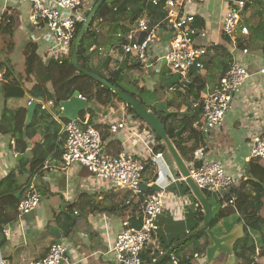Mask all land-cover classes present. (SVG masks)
Here are the masks:
<instances>
[{"label":"crops","instance_id":"1","mask_svg":"<svg viewBox=\"0 0 264 264\" xmlns=\"http://www.w3.org/2000/svg\"><path fill=\"white\" fill-rule=\"evenodd\" d=\"M239 1L245 2L242 26L249 29L251 26L264 25V0H202L189 4L182 11V15H193L195 18L194 26L207 33L206 39H197L199 46H205L208 49L215 46L224 47L228 54L232 56V63L235 60L241 62L251 75L244 89L236 96L232 109L228 113L226 122L221 129L217 130L205 126V118L197 103L208 93L217 89L223 70L222 61L226 59L223 57V53L217 58L216 54L210 55L208 62L212 63L213 61V64H210L209 69L206 68L198 84L183 83L177 75L168 74V68L165 62L161 60V55L169 48L171 39L169 30L163 27L157 48L151 51L147 63H141L142 67L140 70L130 68L137 64L139 60L134 61L136 58L125 55L122 52H118L121 55L117 59L119 64L115 69L120 67L124 71L127 68L131 69V76H135L134 79L139 82L137 87L150 92L157 88L160 79L166 73L170 79L163 94L164 101H168L172 105L168 112L194 116L195 127L202 132H205V128L208 130L205 132V143L200 146V148L206 149L205 160L207 162L218 161L222 163L227 172L236 178H240L241 182L245 176L246 166L251 161L252 137L257 133L264 135V75L261 74V71L264 70V55L257 52L244 54L243 50L237 47L238 45L235 47L231 40L230 43L225 40L223 19L229 11L236 7L235 4ZM30 10L31 4L29 0H0V36L8 34V37L10 36L9 40L12 41L10 48L12 50L5 52L0 50L3 57V60H0L1 66L2 63L9 61L11 67H15L16 57L14 52L17 46L20 45L16 36L18 31L24 36L23 55L27 44L32 42L38 45V52L45 62L51 59L50 55H48V50L54 48L55 42L45 28L39 29L31 23ZM4 15L7 16L6 25L2 23ZM166 19L167 10L165 6L156 7L151 0L142 20L152 26H157L165 23ZM9 24L11 25L10 30L4 31L6 29L5 26ZM239 37L244 38L245 36L238 32L237 38ZM213 53L215 52L213 51ZM8 57L10 60H8ZM1 66L0 124L5 106V100L2 96V81L5 70ZM114 67L115 64L112 68ZM15 68V76L17 78L22 77L25 70L17 71ZM140 78L144 79L143 83L139 80ZM203 85L205 90L199 93V88L203 87ZM27 95L24 99H12L8 103L9 108L24 109L29 107L28 103L31 96ZM44 95V98L48 99L46 89H44ZM118 103L116 99L108 108L92 104L93 111L96 110L95 115L93 117V114H89L85 119H90L89 123L94 127L97 125L108 127L107 124L110 122L130 123V120L135 123L139 122V120L134 119L128 113L127 105L124 101L121 100L120 104ZM89 106L87 102V109ZM55 110L59 113L58 105ZM142 125L141 127L138 125L141 128L140 132L145 131L143 132L144 134L149 133L151 135V131L145 125L144 127ZM105 127L99 131L101 134L109 135L108 128L105 129ZM181 132L179 133L181 134ZM61 133L62 128L60 129V135ZM131 134L130 129L124 130L117 135L110 134L111 137L104 145L106 155L116 156L123 151H129L136 153L142 161L151 160V150H146L145 146L141 144L137 148H133L130 145L128 139ZM188 135L185 137H188ZM155 141L157 139L153 142L151 141V149L155 146ZM171 142L175 146L172 140ZM14 144L10 136L3 135L0 132V181L4 180L16 169L21 158L33 156L35 141L28 142V149L23 153L16 152ZM177 152L179 153L178 150ZM162 153L164 154V159H152V168L148 172V177L146 176V179L149 178L151 181L149 182L150 185L154 182L160 186H168L172 178L181 176L169 150L167 149ZM56 155L57 150H54L44 167L38 172L34 174L30 172L18 174L21 190L14 197L12 195L0 197V226L4 227L3 243L0 244V264L1 262L4 264H30L33 261L44 258L50 248L57 243L55 235L50 231L52 228L59 230L62 234V240L69 243L72 249L70 258L78 264H117L114 245L117 236L123 230L124 222L129 220L131 226H133V214L130 213L131 207L124 216L117 212L102 213L101 209L135 204L137 203V197H133L128 191L104 186L84 167L74 166L64 170L61 160ZM184 162L187 168L188 166L191 168L192 163ZM186 185L191 191L187 183ZM152 187L158 188L157 185ZM39 189H41V192H38ZM33 190L40 194V204L32 213L19 218L18 207L20 203L17 206V201L18 199L22 200L27 193ZM184 191L182 183H174L167 190V209L159 219V231L155 235L151 246L155 245L159 248L160 244L167 246L177 239L182 241L194 234V231L197 233L203 226L199 221L200 203H197L198 201L192 191L186 194ZM214 203H217L216 199ZM210 204L214 213V204ZM93 205L98 208L94 210ZM65 213L68 215L74 213L75 216L84 213L85 217H87L86 220L77 221L74 231L68 237L64 236L60 228V224L63 221L59 219L63 218L64 220ZM262 216L264 218V209L262 210ZM226 219L232 220L228 216ZM57 220L58 226L56 225ZM224 221V219H220L219 223H224ZM223 230H226V228H223ZM188 242L189 240L180 247H185ZM192 250V245L186 246L180 252V257L190 256ZM225 261L226 256L217 257L215 264H225ZM256 263L264 264V257L256 258ZM193 264H208L206 254L196 256ZM236 264H239V261Z\"/></svg>","mask_w":264,"mask_h":264},{"label":"trees","instance_id":"2","mask_svg":"<svg viewBox=\"0 0 264 264\" xmlns=\"http://www.w3.org/2000/svg\"><path fill=\"white\" fill-rule=\"evenodd\" d=\"M150 1L151 0H97L92 10L100 2L101 4L88 28L83 31L85 21L77 25L74 32L72 49L67 57L62 59L51 58L49 61L45 62L38 52V45L30 42L27 44L24 51L26 66L22 77L17 78L15 76L14 68L11 67L9 61L7 63H2V66L0 65L5 70L2 81V96L5 100V106L2 113L0 132L3 135L11 137V140L15 143V151L19 153H23L28 149V142L35 141L32 152L33 156L21 158L16 169L4 180L0 181V197L7 195H12L14 197L15 194L21 190L18 174H25L26 172L34 174L38 172L44 167V164L54 150H57L56 157L61 160V147L64 145L63 136L60 135V124L50 113L42 110L41 105H38L35 118L31 125L26 127L25 122L28 107L24 109H11L8 103L12 99H24L28 94L34 98L53 101L56 106H59L63 102L69 101L75 93H79L87 100L88 105H90L88 109L83 111L80 115V121L84 122L86 116L89 114H93V117L95 115L96 110L93 111V107H91L92 104L108 108L113 104L115 97H118L111 89L99 83L94 77L105 79L123 93L129 94L137 101H142L143 106L151 111L154 116L163 123L169 140L174 142L182 159L188 163L194 162L195 152L205 143L206 133L195 127L194 116L168 112L172 105L168 101H164L163 94L165 93L166 85L169 83L168 80L170 79L167 77L166 73L163 74L157 88H155L153 92H150L138 88L137 83L129 81L127 75V72L131 69L140 70L142 62L130 67L131 69L127 68L126 71L121 67L118 69L112 68L113 59L110 55L112 48H117L118 52L124 54L122 46L130 43L127 35L138 21L143 18L144 13L149 8ZM160 6H164V4ZM92 10L88 15H90ZM5 21H7L6 15H4L2 21V23L6 25ZM10 26V24L5 26L6 29H4V31L7 32V30H10ZM107 27L109 28L108 35H104L101 33V29ZM249 29V35L244 38H237L238 48L240 50H248V52L251 53L257 52L264 55V25L261 24L257 27L251 26ZM81 34H83V37L78 54L75 55V43ZM145 36V33H139L135 40L142 42ZM225 40L229 43L231 42V39L227 36H225ZM106 45L109 47L103 57L102 53ZM212 49L216 54V58L220 57L221 53H223V57L226 58L225 61H222L223 70L220 77L221 80L230 68L229 65L232 63V56L228 54L224 47L220 48L215 46ZM210 64H213V61L212 63H206V68L209 69ZM168 72V74L171 73L169 69ZM171 75L173 74L171 73ZM201 78L202 77L199 76L192 78L191 84H198ZM130 79H132V76H130ZM44 89H46L48 99L44 98ZM203 90H205L204 85L199 88V93ZM144 94L145 97H149V103L143 97ZM127 111L134 119L141 120L134 108L127 106ZM63 121L69 122L70 120L63 118ZM103 127L105 126H95L98 130ZM105 129H107V127H105ZM180 131L182 132L178 135ZM153 133L158 142L152 148L154 155L160 151H166V143L154 131ZM186 135H188V137H185ZM102 137L103 144L105 145L111 135H104L102 133ZM152 159L143 161L146 166V171L142 193L136 196L137 203L122 207L101 209L102 213L117 212L121 216H124L131 207L130 213L133 214L132 225L135 228H140L145 196L155 191V188L148 187L150 180L149 178L146 179L148 172L152 168ZM195 165L201 166L202 162L196 160ZM183 186L185 194L191 192L185 183H182V187ZM204 194L210 203L215 202V199L217 200L220 211L217 216H215V212L213 213V220L208 228L213 230L212 225L215 218L218 219V222L220 219L225 220L224 224L226 226V231L221 233V235L230 233L237 225H242L245 229V237L235 246L237 259L239 264H257L256 258L264 257V218L261 214L264 209V160H251L246 166L245 176L240 184L230 189L227 193L225 197L226 200H230L232 197L235 198V208L223 210L222 199L208 192H204ZM20 200L21 199H18L17 206ZM197 203L199 204V202ZM96 208L98 207L93 205V209L95 210ZM199 209L201 210L199 221L203 226L197 233L194 231V236L186 244V246H193L191 255L184 258L180 257V252L186 247L183 246L161 264H175V260L177 264H193L196 256L206 254V250L211 244V241L207 234L208 228L204 226L205 213L201 205H199ZM228 211H230V213H228ZM84 213L80 214L85 216ZM80 216L81 215L75 216L74 213H72V215L65 213L64 220L63 218L59 219L63 221L60 224V228L65 237H68L74 231ZM227 216L232 220H227ZM3 230L4 227L0 226V244L3 243ZM179 241H181V239H177L171 245L167 246L160 244L159 248L155 245H149L142 253L143 264H153L166 253L171 246Z\"/></svg>","mask_w":264,"mask_h":264},{"label":"built area","instance_id":"3","mask_svg":"<svg viewBox=\"0 0 264 264\" xmlns=\"http://www.w3.org/2000/svg\"><path fill=\"white\" fill-rule=\"evenodd\" d=\"M31 4L30 21L39 29L45 28L52 36L55 46L48 50L50 58L62 59L67 57L72 49L74 32L79 23L86 21L84 7L86 0H29ZM202 0H152V4L160 6L164 4L167 10V19L163 24L152 26L145 20H140L130 30L127 38L128 45L122 46L125 55L132 56L137 60L147 63L151 51H154L160 42V32L165 26L170 34L169 48L161 55L167 68L177 75L183 83H191L192 78L201 77L206 70V63L210 55H214L213 49L199 46L197 39L207 38V33L194 26L193 15H182V11L189 4ZM235 8L227 13L223 19V32L237 46V34L249 35V29L242 26V16L245 2L239 1ZM139 33H145V39L140 42L135 38ZM238 47V46H237ZM248 54V50H243ZM264 75V70L261 71ZM251 75L239 61H233L226 75L219 81L214 92L208 93L199 103L206 127L221 129L232 109L236 96L244 89ZM80 99H85L81 95ZM39 103L42 110L50 113L60 123L62 128L64 145L62 147L61 162L64 170L74 166L86 168L104 186L125 190L133 197L142 193L146 166L136 153L123 151L118 156L106 155L101 132L90 125L89 120L63 121V108L59 106V113L55 110L53 101L31 97L28 106ZM108 132L117 135L124 130L132 132L128 142L133 148L140 144L146 150H151L152 157L164 159L162 152L154 153L150 147L151 138L149 133L140 132V127L133 120L128 122H110L107 124ZM83 127V128H82ZM208 130L205 128V132ZM206 149L199 148L195 152V160L191 168L188 166L189 177L204 193L208 192L222 199V209L235 208V198L226 200L230 189L237 187L240 178L230 175L225 166L218 161L207 162L205 160ZM201 161V166H196L195 161ZM250 160H264V135L257 133L252 137ZM168 167V166H167ZM169 168V167H168ZM179 171V169H178ZM180 173V171H179ZM151 182V181H150ZM187 183V178L179 176L172 178L168 186H160L152 182L150 187L157 185L155 191L145 196L142 208L140 228L131 226L129 220L123 224V230L117 236L114 245L117 264H143L142 253L151 245L155 235L159 231V219L167 209L166 194L172 184ZM41 201L40 194L33 190L21 200L18 212L19 218L29 215L37 209ZM72 251L69 244H54L48 254L30 264H78L70 258ZM1 264H4L1 262ZM175 264L177 261L175 260Z\"/></svg>","mask_w":264,"mask_h":264},{"label":"water","instance_id":"4","mask_svg":"<svg viewBox=\"0 0 264 264\" xmlns=\"http://www.w3.org/2000/svg\"><path fill=\"white\" fill-rule=\"evenodd\" d=\"M102 2V1H101ZM101 2L92 10L89 17L85 21V26L83 31H85L93 16L95 15L98 7L100 6ZM83 34H81L76 43H75V55L78 54L79 46L82 40ZM171 38V35H170ZM88 74V73H87ZM99 83L102 85L108 87L111 89L127 106H130L135 109L136 113L140 117V119L151 126L153 131L160 137L162 140L166 143L167 148L169 150V153L173 157L177 168L179 169L182 176L187 178V184L191 188V191L197 201L200 203L204 213V226L206 228L209 227L213 220V209L212 206L205 196V194L197 187L195 182L189 177V170L184 162V160L181 158L179 153L177 152L175 146L172 144V142L169 140L167 131L165 129V126L163 123L156 117L154 114L146 109L143 106L142 101H137L134 98H132L129 94L123 93L120 91V89L116 88L112 84H110L108 81L102 78L94 77ZM80 94L75 93V95L66 102H63L61 104L63 108L62 116L65 119H68L70 121H77L79 120V116L83 111L87 110V100L86 99H80ZM38 108V103L35 102L32 105L28 107L27 112V118L25 126H30L33 122L36 114V110ZM83 128V127H82ZM180 135V133H178ZM38 192H41V189L38 190ZM43 195V194H42ZM18 196V195H17ZM215 196V195H214ZM53 235H55L57 239V244L61 245L63 243L62 240V234L57 229H52L51 232ZM207 234L210 237L211 244L206 250V259L208 264H215V261L217 257L226 256L225 264H236L238 262L236 252H235V246L236 244L242 240L245 237V229L243 226H236L234 230H232L230 233L224 234V235H218L215 231H213L211 228L207 229ZM194 234L188 236V238L182 240L180 243H177L173 247H171L166 253H164L159 259H157L153 264H161L164 262L169 256H171L180 246L184 245L188 240H190Z\"/></svg>","mask_w":264,"mask_h":264},{"label":"rangeland","instance_id":"5","mask_svg":"<svg viewBox=\"0 0 264 264\" xmlns=\"http://www.w3.org/2000/svg\"><path fill=\"white\" fill-rule=\"evenodd\" d=\"M96 1L97 0H86V2H85V7H84V12H85V14H84V16H83V18L84 19H87L88 17H89V12L92 10V8H93V6L95 5V3H96ZM108 28V27H107ZM107 28H102L101 29V33H103L104 35H108V31H109V29H107ZM20 32L18 31L17 32V34H16V36L18 37V42H19V44L20 45H18L17 46V49H16V51L14 52L15 53V57H16V62L14 63V66L16 67H14L17 71L19 70V71H24L25 70V57H24V55H23V53H22V47H23V41H24V36L20 33ZM3 37H5V38H3ZM3 38V39H2ZM10 39V36L8 37V34H3L2 36H0V50L2 51V52H5V51H10V50H12V49H10L11 48V46H12V41L11 40H9ZM109 46L108 45H106L105 46V48H104V51H103V57H104V54L107 52V48H108ZM113 50H111V53H110V55H111V57H112V59H113V63H112V67H113V65L115 64V67L114 68H116L117 67V65L119 64V62H117V59H119V55H121V53H118V51H117V48H112ZM2 52H0V60L2 61L3 60V57H2ZM118 55V56H117ZM8 60H10V58L8 57ZM11 60H12V57H11ZM15 60V59H14ZM134 61H137V59L136 60H134ZM137 63H140L139 61H137ZM127 75H128V77H129V81H132L133 83H138V85H139V82L136 80V79H134L135 78V76L134 77H132V79H130V76L132 75L131 73H130V71L129 72H127ZM130 75V76H129ZM128 79V78H127ZM139 80H141L142 81V83H143V81H144V79L143 78H140ZM140 87V86H139ZM143 97L146 99V101L149 103V101H150V99H149V97H145V94L143 95ZM118 100V104H120V102H121V99L119 98V97H115V100ZM151 104V103H150ZM138 123V125L141 127V125L144 127V125L151 131V135L150 134H148L149 136H152V137H150L151 138V140H152V142L156 139V137H155V135H154V133H153V130H152V128H151V126H149L148 124H146L145 122H143V121H139V122H137ZM158 142L157 141H155V145L157 144ZM168 149V148H167ZM213 204H214V212H215V216H217L219 213H220V211H219V206H218V204L217 203H214V202H212ZM261 214H262V212H261ZM87 219V217H85V216H80L79 218H78V221L79 220H86ZM56 225L58 226L59 224H58V220L56 221ZM212 228H213V231H215L216 233H218V235H221V233H223V232H225L226 230H223V228H226V226H225V224L224 223H219L218 222V219L217 218H215V220H214V222H213V225H212ZM236 227H234L232 230H234ZM53 229V228H52ZM52 229L50 230L51 232H52ZM65 244H69L68 242H65Z\"/></svg>","mask_w":264,"mask_h":264},{"label":"clouds","instance_id":"6","mask_svg":"<svg viewBox=\"0 0 264 264\" xmlns=\"http://www.w3.org/2000/svg\"><path fill=\"white\" fill-rule=\"evenodd\" d=\"M38 105H39V103H38ZM56 105V104H55ZM59 106H61V105H59ZM80 120V119H79ZM186 184V183H185ZM216 196V195H215ZM63 242H66V241H63Z\"/></svg>","mask_w":264,"mask_h":264}]
</instances>
